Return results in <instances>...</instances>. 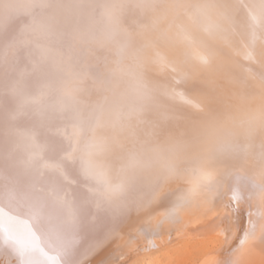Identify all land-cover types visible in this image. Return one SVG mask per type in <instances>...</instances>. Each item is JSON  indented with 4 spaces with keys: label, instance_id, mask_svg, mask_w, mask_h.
<instances>
[{
    "label": "bare ground",
    "instance_id": "bare-ground-1",
    "mask_svg": "<svg viewBox=\"0 0 264 264\" xmlns=\"http://www.w3.org/2000/svg\"><path fill=\"white\" fill-rule=\"evenodd\" d=\"M30 24L43 40L28 44L23 34ZM82 39L98 55L109 39L114 58L86 55L83 64L96 86L65 88L75 76L65 67L85 55V48L77 49ZM0 56L12 64V76L0 81L5 232L31 222L47 253H59L60 264H164L177 236L213 234L197 243L210 251L215 236L244 231L251 212L256 238L243 246L239 239L231 254L199 264H264L261 0H0ZM102 84L106 92L97 88ZM110 95L122 100L110 105ZM38 97L47 99L46 110L58 108L42 138L39 131L31 145L20 141L21 134L8 136L12 105ZM57 97L61 104L53 102ZM69 121L85 126L72 138ZM184 135L192 137L183 142ZM79 141L81 147L72 148ZM89 162L106 172L109 186L89 174ZM195 166L212 172L211 183L165 219L160 201L186 196ZM236 175L258 181L254 208L245 197L250 188ZM233 189L242 197L238 205L228 195ZM0 264H23L2 233Z\"/></svg>",
    "mask_w": 264,
    "mask_h": 264
},
{
    "label": "rangeland",
    "instance_id": "rangeland-1",
    "mask_svg": "<svg viewBox=\"0 0 264 264\" xmlns=\"http://www.w3.org/2000/svg\"><path fill=\"white\" fill-rule=\"evenodd\" d=\"M36 26V25H35ZM34 26V24H30L27 28H25V32H24V34H23V36H27V42H28V44L29 43H34L33 41H41V40H43L44 39V35L42 34V32L40 33V31L36 28ZM46 40H47V38H46ZM184 40H186V38L185 39H183V41ZM189 41V40H188ZM26 42V43H27ZM87 42H89V43H87ZM108 42V43H107ZM107 42L105 43V46H107V48H106V50H104V51H102L101 53L99 52V55H98V49H94V48H92V46L90 47V45H91V42L89 41V40H85V39H82L81 41H80V43H79V45H78V47H77V49H81V50H83V48H85V50H84V54L85 55H83V58H82V63L80 64V62L81 61H79L78 62V64H76V65H74V66H69V67H65V70L68 72V73H70L71 72V74H73V75H75L74 76V79L72 80V81H76V79L77 78H75V77H78V79H77V82H69L68 84H67V87H65V88H68V87H71V85L72 86H75L76 84L77 85H80V86H86L87 88H94L95 86H96V84H94V81H97L96 80V77L94 76V74L93 73H90V71H89V69H88V65H85V64H83V63H85L86 62V55H88L87 57H93V56H91L92 55V53H97L96 55H98L97 56V58L99 59V61H105V62H108V61H110V60H112V58H114L113 57V55H112V53H111V50L109 49L108 50V48H110L112 45H111V42H110V40L108 39L107 40ZM190 42V41H189ZM11 45H12V43L9 45V46H7V47H10V49L8 48V50L10 51L11 49H12V47H11ZM80 47V48H79ZM8 50L6 49V52H7V54L6 55H8ZM12 51V50H11ZM10 51V52H11ZM88 52V53H87ZM10 54V53H9ZM11 55V54H10ZM10 55H8V56H10ZM0 58H2L1 56H0ZM102 58H103V60H102ZM83 59H84V61L85 62H83ZM106 59V60H105ZM248 61V60H247ZM249 61H251V63L252 64H257L254 60H249ZM80 64V65H79ZM86 64H87V62H86ZM78 65V66H77ZM83 65H85L84 67H82ZM163 67H167V68H169L167 65H165V64H163L162 65ZM78 67V68H77ZM85 67H87V69H88V71L86 70H84V68ZM102 67H107V66H102ZM0 68H1V70H0V81H2V80H4V78H6V77H8V76H12L11 74H9V71L11 70V68H12V64H11V62L9 61H7V59L5 58L3 61L1 60V62H0ZM82 68V69H81ZM75 69H76V71H75ZM86 69V68H85ZM170 69V68H169ZM81 70H84V72L83 71H81ZM77 71H79V76H78V72ZM81 72V73H80ZM85 74V76L83 75V74ZM77 75V76H76ZM88 75H89V77H88ZM92 75H93V77H92ZM83 77V78H82ZM2 78V79H1ZM89 78V79H88ZM93 78H94V80H93ZM88 79V80H87ZM92 81H91V80ZM82 80V82H79V81H81ZM83 81H85L84 83H83ZM87 81H89L91 84H89V85H87L89 82H87ZM70 84V85H69ZM83 84V85H82ZM97 88L98 89H101V90H105V92H106V90H107V87L105 88V86H103V84L100 86V85H97ZM104 88V89H103ZM42 98H43V96H42ZM112 98H114V99H112ZM119 100H118V99ZM61 98H59V97H57V99L55 100V101H53L54 103H60V101H62V100H60ZM115 99H116V101L118 100L119 102L122 100L121 98H119V97H112L111 95H110V99H109V97L107 98V103H110V105H113V103H115ZM47 99H41L40 97H38V98H36L35 99V102H29V101H25V100H23V101H19V102H17L16 104H13L12 105V109H11V112H9V114H7V118H5V120H6V127L4 128V130L5 131H7L6 133L8 134V136H11V137H13V136H18L19 134H21L20 136V138H22V139H20V141L21 142H25V144L26 143H29V144H33L35 141H34V137H36L37 136V133L39 132V131H41V133H40V136H41V138H42V130L49 124V123H51V121H52V119L51 118H54V117H52V116H55L56 115V111L58 110V108H55V109H47L46 110V103H44V101H46ZM109 100V101H108ZM114 100V101H113ZM182 102H184L185 103V101H182ZM118 102H116L115 104H117ZM61 104V103H60ZM59 104V105H60ZM114 104V105H115ZM63 105H65V104H63ZM180 108H182V106H180ZM184 109V108H183ZM200 109V108H199ZM93 111V110H92ZM92 111H90V113H92ZM50 113V114H49ZM88 115H90V114H88ZM47 116H50V118H47ZM85 118V117H84ZM185 118H192L191 116H189V115H185ZM86 119V118H85ZM84 120V119H83ZM81 121L82 122V124H84L85 122L84 121ZM84 122V123H83ZM182 122V120L180 119V120H177L176 121V124H179V123H181ZM64 123V122H63ZM77 122H74V124L75 125H73V122H71V121H69V122H66L65 124H67L68 125V127L67 128H70L71 130H69V132H68V135L69 136H71V138L73 137V136H76V134H78L79 132H81L83 129H84V125L83 126H81L82 124H80V125H78V124H76ZM220 123V122H219ZM69 124H71V125H69ZM70 126V127H69ZM73 126V127H72ZM79 127V128H78ZM82 129V130H81ZM80 130V131H79ZM78 132V133H77ZM76 133V134H75ZM73 135V136H72ZM185 136V135H184ZM183 136L181 135V136H179V138H182ZM186 138H184L183 139V142L185 141V140H188V139H190L189 137H192V136H190L189 135V137L188 136H185ZM82 140V139H81ZM80 140V141H81ZM80 141L77 143V145L75 144V145H73L72 146V148H76L77 147V149H79V147H81V144L79 145V147H78V144L80 143ZM82 142V141H81ZM74 149H72V151H73ZM71 151V152H72ZM237 176V175H236ZM237 177H241V179L242 180H245L246 182H245V184H244V187H245V189L248 191L249 190V188H250V190H251V192H249V195H245V197H246V199H248V196H250L249 197V199H251L250 200V204L252 205V207L254 208L255 207V204H256V201L258 200V192H259V190H258V181L256 180V178L254 179L252 176H246V175H241V176H237ZM254 192V193H253ZM231 193H229L228 195H230ZM231 196V195H230ZM253 210V209H252ZM235 230V229H234ZM234 230H232V231H230L227 235H226V237L224 238V239H220L218 236H215V240H216V244L214 243V244H212L213 245V247L210 245V247H211V249H210V251L209 250H206V251H203L202 252V250H203V248H202V245H199L198 246V244H200V241L201 240H204V239H206V238H210V237H212L213 236V234H208V236L206 237H203V233L201 234L200 232H196V231H194V233L193 232H184L183 234H182V237L181 236H177V237H179V238H175V240H173V242H171V244H170V246L168 247V245H166L167 247H168V249H170L169 251H170V253H168L169 254V256L167 257L168 259H166V261L164 262V264H167L168 262V264H193L192 262H196L197 261V259H198V261H197V263H194V264H199V261L201 260V259H204V258H206L207 256L208 257H214V258H216V254H218L217 255V257L220 255V256H223V257H225L227 254H231V252L233 251L232 249L234 248V246L236 245L235 243L239 240V239H241L242 238V233L244 232L242 229H236L235 231ZM234 231V232H233ZM239 231V232H238ZM233 232V233H232ZM191 233V234H190ZM200 235H199V234ZM239 233V234H238ZM190 234V235H189ZM232 234V235H231ZM236 234H238L239 236H240V234H241V236L239 237L238 235H236ZM185 235V236H184ZM193 235V236H192ZM236 235V236H235ZM195 236H197V237H195ZM233 236H235V237H233ZM238 236V237H237ZM185 238H187L188 240H185ZM196 238V239H195ZM197 238H199V239H197ZM234 238H237L236 239V241H234L235 239ZM183 239V240H182ZM219 239H220V241H219ZM231 241H230V240ZM191 240H193V242L191 241ZM218 240V241H217ZM223 240H225V243L223 244ZM191 241V242H190ZM197 241V242H196ZM223 241V242H222ZM228 242V245L230 244V246H228L227 245V242ZM189 242H190V244H189ZM219 242V243H218ZM176 243V244H175ZM181 243V244H180ZM192 243V244H191ZM193 243H194V245H193ZM198 243V244H197ZM186 244H189V245H186ZM196 244V245H195ZM220 244V245H219ZM185 246H187V247H185ZM197 246V247H196ZM224 246H226V247H224ZM165 247V246H164ZM163 247V248H164ZM171 247V248H170ZM194 247V248H193ZM210 247H208V248H210ZM222 247H223V249L224 250H221L222 249ZM178 248V249H177ZM218 248V249H217ZM214 249H216L215 251H213ZM220 249V250H219ZM219 250V251H218ZM217 251V252H216ZM222 251V252H221ZM225 251H227V253L225 252ZM201 252V253H200ZM223 252H225V253H223ZM172 253V254H171ZM205 255H204V254ZM215 253V254H214ZM200 254V255H199ZM189 255H190V257H189ZM192 255V256H191ZM113 257L112 258H114V257H116V254H114V255H112ZM202 256V257H201ZM193 257V258H192ZM207 257V258H208ZM188 258H191L190 260L188 259ZM179 260V262H178V260ZM184 259V260H183ZM196 259V260H195ZM176 260H177V262H176ZM188 260V261H187ZM183 261V262H182ZM185 261H186V263H185ZM189 261L191 262V263H189ZM188 262V263H187Z\"/></svg>",
    "mask_w": 264,
    "mask_h": 264
},
{
    "label": "snow or ice",
    "instance_id": "snow-or-ice-1",
    "mask_svg": "<svg viewBox=\"0 0 264 264\" xmlns=\"http://www.w3.org/2000/svg\"><path fill=\"white\" fill-rule=\"evenodd\" d=\"M261 4L264 6V0H261ZM252 19L254 22H258L256 16H253ZM88 172L98 183L109 186L107 174L102 168L89 162ZM190 172L194 175L195 179L192 181V187L188 189V194L186 196L178 198L176 194L173 193L160 201L159 207L165 219L171 218L180 207L190 201L194 194L201 193V190L212 181V172L206 167L195 166L190 169ZM237 179H239V177H237ZM110 187L112 191L117 190L114 189L113 186ZM230 193V200L238 205L242 199L239 190L233 189ZM248 216V226L244 230L242 238L239 241L240 246H243L247 240L256 238L257 225L251 219V212L248 213ZM0 233L3 234L5 243L10 245L19 256L23 258V264H60L59 253L54 255L47 253V250L44 249L41 243L39 234L32 228L31 222L13 226L5 232L3 214L0 213ZM58 246L64 247L65 242L61 241ZM97 264H108V262L102 260L98 261Z\"/></svg>",
    "mask_w": 264,
    "mask_h": 264
}]
</instances>
